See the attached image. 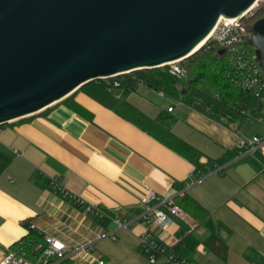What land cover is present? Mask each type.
Returning a JSON list of instances; mask_svg holds the SVG:
<instances>
[{
	"label": "crops",
	"instance_id": "obj_1",
	"mask_svg": "<svg viewBox=\"0 0 264 264\" xmlns=\"http://www.w3.org/2000/svg\"><path fill=\"white\" fill-rule=\"evenodd\" d=\"M177 88L179 94L170 95L141 85L122 98L149 118L162 111L172 115L173 135L201 152L199 174L194 159L175 145L80 89L45 110L1 125L0 149L12 161L0 173V248L22 240L33 222L43 235L70 245L94 240L107 264H165L150 261L140 233L150 227L182 255L189 231L179 221L160 227L138 218L145 197L155 191L194 200L208 212L193 231V264H264V144L238 151L243 137H264V106L253 116L216 120L186 104L185 92ZM224 156V162L205 172L212 160ZM55 181L85 203L58 192ZM198 213L204 214L192 212ZM117 218L132 220V227L117 228ZM74 262L96 264L88 254Z\"/></svg>",
	"mask_w": 264,
	"mask_h": 264
},
{
	"label": "water",
	"instance_id": "obj_2",
	"mask_svg": "<svg viewBox=\"0 0 264 264\" xmlns=\"http://www.w3.org/2000/svg\"><path fill=\"white\" fill-rule=\"evenodd\" d=\"M258 1L0 0V126L92 80L184 60ZM245 33L264 66V17Z\"/></svg>",
	"mask_w": 264,
	"mask_h": 264
},
{
	"label": "trees",
	"instance_id": "obj_3",
	"mask_svg": "<svg viewBox=\"0 0 264 264\" xmlns=\"http://www.w3.org/2000/svg\"><path fill=\"white\" fill-rule=\"evenodd\" d=\"M261 17H264V6L247 18L245 22L248 26H251ZM251 47L255 50L254 46ZM220 50V46L217 44H211L208 51H204V47H202L187 58L186 63L183 64V71L179 75L171 73L168 70V66L153 69L144 68L118 75L117 79L121 84L120 88L116 90L109 89L108 82L102 78L84 84L80 90L86 91L105 106L115 110L126 119L135 122L142 129L162 139L167 144L175 145L174 147L180 153L194 159L197 166L195 172L199 174L200 168L204 166V164L198 162L201 152L193 145L173 135L171 127L175 118L172 115H165L164 111L156 119L149 118L145 113L139 111L136 106L128 102L126 98H122V96L137 91L141 85L152 86V88L163 91L166 94L177 95L179 94L177 87L181 85L182 90L180 92L185 91L184 102L216 120L226 116H230L232 119L253 116L262 107V104L256 97L242 90L233 80V67L228 57L221 54ZM117 90H121L119 95ZM226 159L227 156L222 157V159L212 160L205 167V172L212 170L215 164H220ZM11 161L12 156L0 149V173ZM177 202L196 219V228L202 225L208 216V212L194 200L177 198ZM193 211H200L204 214L202 217L199 216V213L194 216L192 214ZM186 228L189 232L184 240L185 247L181 256L193 263L191 256L197 246V239L193 235V231L196 228L193 230L189 229L188 226ZM25 237L44 241V235L33 229ZM70 263L68 261L66 264Z\"/></svg>",
	"mask_w": 264,
	"mask_h": 264
},
{
	"label": "built area",
	"instance_id": "obj_4",
	"mask_svg": "<svg viewBox=\"0 0 264 264\" xmlns=\"http://www.w3.org/2000/svg\"><path fill=\"white\" fill-rule=\"evenodd\" d=\"M252 9L235 19L220 18L212 29L213 33L206 42L207 44L203 47L204 51H208L211 44H217L220 49H225L224 55L228 57L233 67V80L242 90L256 97L264 106V66L257 57L256 47L247 41L245 30L250 26L243 20L245 17H249V12ZM251 46H254L255 50ZM181 61L164 66H168L171 73L179 75L184 68ZM117 76L102 79L108 82L109 89L116 90L120 88L121 84ZM169 110L172 111L173 106H170ZM263 144L264 137L262 136L243 137L238 148L240 153L244 154L261 148ZM54 188L78 204L83 205L85 203L84 198L74 195V193L63 187L60 182L55 181ZM144 204L145 211L140 213L138 218H145L151 221L152 224L164 227L179 221L191 230L197 226L196 219L177 202L175 196L150 191L144 199ZM88 209H91V207ZM99 216L102 217L103 214H99ZM115 223L119 229H129L132 227L133 222L132 220L117 218ZM29 226L30 230H37L35 223L32 222ZM37 231L42 233L41 230ZM151 231L150 227L145 228L140 233L139 238L152 263L163 261L165 264H193L187 258L176 254L164 240L152 234ZM95 243L94 240H87L76 245H70L66 241L49 234L44 235V241L24 237L16 242L14 246L6 249L0 248V264H66L68 261L71 262L70 264H75L74 260L80 254L90 255L92 261L96 264H107L106 259L97 254Z\"/></svg>",
	"mask_w": 264,
	"mask_h": 264
},
{
	"label": "rangeland",
	"instance_id": "obj_5",
	"mask_svg": "<svg viewBox=\"0 0 264 264\" xmlns=\"http://www.w3.org/2000/svg\"><path fill=\"white\" fill-rule=\"evenodd\" d=\"M264 6V0H259L258 1V3L255 5V7L252 9V11H250L249 12V17L251 16V15H253L255 12H257L261 7H263ZM248 17V18H249ZM247 18L245 17L243 20H246ZM186 60H187V58L186 59H184V60H182L181 61V63H183V64H185L186 63ZM179 86V88H182V86L181 85H178ZM181 96V95H180ZM182 97H183V95H182ZM177 99V98H176ZM178 102V101H177Z\"/></svg>",
	"mask_w": 264,
	"mask_h": 264
},
{
	"label": "bare ground",
	"instance_id": "obj_6",
	"mask_svg": "<svg viewBox=\"0 0 264 264\" xmlns=\"http://www.w3.org/2000/svg\"><path fill=\"white\" fill-rule=\"evenodd\" d=\"M257 4V3H256ZM256 4H254L251 8H254L255 7V5ZM222 17H224V16H222ZM221 17V18H222ZM226 18V17H225ZM228 18V17H227ZM235 18H238V17H230L229 19H235ZM212 33H213V30L210 32V34L194 49V51H197V50H199L201 47H203L205 44H207L206 42L208 41V39H209V37L212 35ZM193 51V52H194Z\"/></svg>",
	"mask_w": 264,
	"mask_h": 264
}]
</instances>
